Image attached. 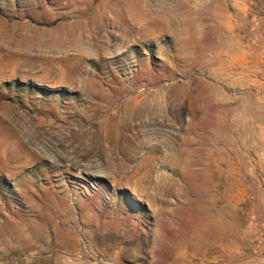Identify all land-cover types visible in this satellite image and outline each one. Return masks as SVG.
Returning <instances> with one entry per match:
<instances>
[{"label": "rangeland", "instance_id": "obj_1", "mask_svg": "<svg viewBox=\"0 0 264 264\" xmlns=\"http://www.w3.org/2000/svg\"><path fill=\"white\" fill-rule=\"evenodd\" d=\"M0 264H264V0H0Z\"/></svg>", "mask_w": 264, "mask_h": 264}]
</instances>
